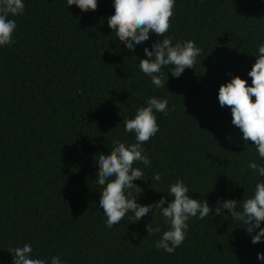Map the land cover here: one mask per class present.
<instances>
[{
    "label": "trees",
    "instance_id": "obj_1",
    "mask_svg": "<svg viewBox=\"0 0 264 264\" xmlns=\"http://www.w3.org/2000/svg\"><path fill=\"white\" fill-rule=\"evenodd\" d=\"M23 2V14L9 17L14 43L0 46V264H13L8 250L25 243L47 264L53 256L62 264H264L257 258L264 238L253 244L227 210L215 215L218 200H237L239 209L264 182L247 167L264 160L218 100L235 76L251 86L264 0H176L167 35L173 45L194 41L201 53L179 78L164 66L160 89L138 66L159 37L129 51L107 23L114 0H98L94 12L67 0ZM153 96L167 99L170 111L155 113L159 132L143 145L151 166L134 164L148 177L134 181L143 189L137 203L171 202L169 186L179 179L213 208L203 220L190 218L174 254L155 247L169 228L158 210L138 222L130 212L107 228L95 181L99 155L115 140L135 142L123 121ZM156 173L161 182L151 180ZM152 221L161 232L148 236Z\"/></svg>",
    "mask_w": 264,
    "mask_h": 264
},
{
    "label": "clouds",
    "instance_id": "obj_2",
    "mask_svg": "<svg viewBox=\"0 0 264 264\" xmlns=\"http://www.w3.org/2000/svg\"><path fill=\"white\" fill-rule=\"evenodd\" d=\"M175 3L176 0H114L115 14L107 18L108 26L129 51L147 42L153 33L159 37L151 48H144L147 58L140 59L138 65L157 89L164 88L168 81V75L165 76L162 72L164 66L171 65V75L179 78L185 69H194L201 53L194 41L186 40L173 45L172 37L167 35L172 26ZM67 4L69 7L77 6L82 12H94L98 9V0H67ZM24 10L23 0H0V46L14 43L13 34L17 23L9 17L20 16ZM248 75L251 77V86L247 80L235 76L230 82L220 86L218 100L221 107L231 109L232 125L242 133L245 146L253 144L260 159L264 160V43L258 45L256 62ZM146 104L147 106L137 109L134 118L123 121L124 131L134 133L135 142L125 144L115 140L110 152L101 153L96 160L99 171L95 181L97 185L103 186L99 207L106 216L107 228L118 225L130 212L138 222L149 213L152 214L153 210H158L169 228L163 231L155 247L174 254L186 239L190 218L198 217L203 220L213 213V208L207 200L201 203L200 199L191 198L189 187L179 179L169 186L167 194L172 197L171 202L164 197L154 204L137 203V196L143 189L134 181L148 177L140 168L134 167V164L140 162L146 167L151 166L149 157L144 154L143 145L159 132L155 113L168 115L170 111L167 99L153 96L147 99ZM247 167L264 177V166L255 160L249 161ZM151 180L161 182L162 175L156 173ZM166 203L167 207L164 206ZM224 210L234 220L243 223V228L252 236L251 243L258 244L262 241L264 182L256 183L254 195L243 200L239 209L237 200H218L215 215L220 216ZM146 227L148 236L161 232L160 225L153 226V221ZM8 251L13 256V264H47L45 259L33 256L31 243ZM257 258L264 260V252L257 253ZM50 264H62L60 256H53Z\"/></svg>",
    "mask_w": 264,
    "mask_h": 264
}]
</instances>
